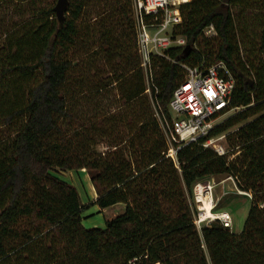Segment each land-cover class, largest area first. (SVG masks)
Returning a JSON list of instances; mask_svg holds the SVG:
<instances>
[{
  "label": "trees",
  "instance_id": "trees-1",
  "mask_svg": "<svg viewBox=\"0 0 264 264\" xmlns=\"http://www.w3.org/2000/svg\"><path fill=\"white\" fill-rule=\"evenodd\" d=\"M53 7L0 0V264H264V0L181 3L173 34L186 43L152 56L148 81L133 0H69L61 23ZM217 62L232 113L173 161L155 109L169 117L181 64ZM222 135L224 155L203 147ZM81 170L86 204L59 177ZM220 173L251 195L239 233L194 222V186ZM117 203L104 227L82 225L90 206Z\"/></svg>",
  "mask_w": 264,
  "mask_h": 264
},
{
  "label": "built area",
  "instance_id": "built-area-1",
  "mask_svg": "<svg viewBox=\"0 0 264 264\" xmlns=\"http://www.w3.org/2000/svg\"><path fill=\"white\" fill-rule=\"evenodd\" d=\"M184 2L186 1L133 0L137 49L147 81L151 77L152 56H163L166 49L184 46L186 43L183 36L173 34L174 28L182 21L179 5ZM211 32L213 33L212 27L205 31L206 34ZM180 66L185 71V77L172 93L169 117L155 109V116L168 145L165 155L173 161H176V153L181 147L207 136L220 122L218 119L233 110L229 109V104L234 79L223 62ZM146 92L149 93V89ZM222 136L207 138L203 147L224 155L226 149L217 142ZM207 188L209 190L211 186L207 185ZM208 218L211 221L217 219L224 227L231 228V216L226 211ZM200 220L203 219L199 218ZM194 222L199 228V222Z\"/></svg>",
  "mask_w": 264,
  "mask_h": 264
},
{
  "label": "rangeland",
  "instance_id": "rangeland-1",
  "mask_svg": "<svg viewBox=\"0 0 264 264\" xmlns=\"http://www.w3.org/2000/svg\"><path fill=\"white\" fill-rule=\"evenodd\" d=\"M46 2L48 4L51 1H46ZM55 3L56 0H54V5ZM245 15L249 16L250 11L246 12ZM20 21L21 18L15 16L11 21V23H14L16 27H19L18 23ZM251 23H252L251 20L247 21V28L250 32H252L253 30V26H251ZM212 34H213L212 32L207 33V35H212ZM111 91H112L111 99L114 101L115 90L111 89ZM228 115H230V113L226 114L225 116H222L221 118L218 119V121H222ZM217 142L220 143L224 149H227L226 137L224 135ZM96 150L99 153L106 152V144L104 140H102L101 142H99V144H97ZM59 177L62 180H65L66 182L72 184L76 188L83 203H88L89 201H91L90 197L93 194V191L91 189L92 186L90 180H88L89 179L88 174H87L88 179L85 182L83 181V177H84L83 175L74 173L73 171H60ZM225 181L221 182L220 184L214 185L212 183V178H211L206 182L197 183L194 186V191H193L194 201L196 208L198 210L195 220L196 222H199L200 226L202 224H206L209 221H211V218H205L199 221L201 205L197 201V198L200 197L201 195L210 194L212 198L211 212L215 214L219 212H214V211L228 212L232 220L231 228H230L231 232L239 233L243 228L244 220L250 207L251 195L248 192L239 190L236 187L233 178L227 179L226 182ZM203 185L205 186L204 191H203ZM207 185H210L211 189L209 190L208 188L206 189ZM97 210H98L97 206H90L88 209H86L83 212L82 225L85 228L104 227V221L106 219L113 218L116 215L122 214L125 210V205L124 203H117L115 205L104 208L102 212H97Z\"/></svg>",
  "mask_w": 264,
  "mask_h": 264
},
{
  "label": "water",
  "instance_id": "water-1",
  "mask_svg": "<svg viewBox=\"0 0 264 264\" xmlns=\"http://www.w3.org/2000/svg\"><path fill=\"white\" fill-rule=\"evenodd\" d=\"M69 0H56V3L53 7L56 19L61 23L64 19L65 12L68 8ZM231 177L228 173H220L212 176V183L214 185L220 184L221 182L230 179Z\"/></svg>",
  "mask_w": 264,
  "mask_h": 264
},
{
  "label": "bare ground",
  "instance_id": "bare-ground-1",
  "mask_svg": "<svg viewBox=\"0 0 264 264\" xmlns=\"http://www.w3.org/2000/svg\"><path fill=\"white\" fill-rule=\"evenodd\" d=\"M205 186L203 185V191ZM203 193V192H202ZM197 201L201 205L200 218L205 219L208 217H215V213L211 212L212 198L210 194H204L197 198Z\"/></svg>",
  "mask_w": 264,
  "mask_h": 264
},
{
  "label": "crops",
  "instance_id": "crops-1",
  "mask_svg": "<svg viewBox=\"0 0 264 264\" xmlns=\"http://www.w3.org/2000/svg\"><path fill=\"white\" fill-rule=\"evenodd\" d=\"M185 1H188V0H185ZM74 173H77V174H81V175H83L84 177H83V181L85 182L87 179H88V177H87V173L84 171V170H81V171H78V172H75V171H73ZM89 180V179H88ZM227 181V180H226ZM225 181V182H226ZM92 186V185H91ZM91 189H92V191H93V194L91 195V197H90V199H91V201H93L95 198H96V194H95V191H94V189H93V187H91ZM90 189V190H91ZM83 204H86V203H83ZM103 211V209H99L98 208V210H97V212H102ZM219 212V211H218Z\"/></svg>",
  "mask_w": 264,
  "mask_h": 264
}]
</instances>
